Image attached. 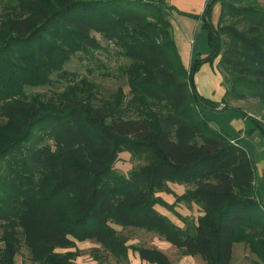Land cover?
I'll use <instances>...</instances> for the list:
<instances>
[{
  "label": "trees",
  "instance_id": "trees-1",
  "mask_svg": "<svg viewBox=\"0 0 264 264\" xmlns=\"http://www.w3.org/2000/svg\"><path fill=\"white\" fill-rule=\"evenodd\" d=\"M240 1L208 0L197 18L210 51L186 68L163 0H0V97L14 102L0 122V264H14L20 230L38 264H74L72 253L56 249L86 240L127 258L110 222L151 229L207 264H232L234 245L243 242L264 261V198L252 157L202 111L239 112L264 134V124L227 103L228 94L264 100V11L235 8ZM227 17L246 29L224 26ZM96 35L129 60L122 70L136 116H115L83 96L57 107L27 101L22 88L41 82L38 73L77 52L103 50ZM219 57L236 76L221 102L195 84L200 67ZM151 101H164L167 111ZM125 151L142 161L129 176L115 168ZM169 182L192 186L180 197L204 213L192 230L156 209ZM138 251L145 262L175 264L159 249Z\"/></svg>",
  "mask_w": 264,
  "mask_h": 264
},
{
  "label": "rangeland",
  "instance_id": "rangeland-1",
  "mask_svg": "<svg viewBox=\"0 0 264 264\" xmlns=\"http://www.w3.org/2000/svg\"><path fill=\"white\" fill-rule=\"evenodd\" d=\"M163 1L168 7L165 8L164 14L172 24V33L182 61L184 66L189 68L195 59L206 57L210 51L207 31L204 29L201 19L197 18L204 12L208 0ZM234 7L264 11V0H241L239 3H235ZM220 13L221 6L217 3L213 6L211 15L215 25L219 23ZM230 25L240 30L246 29V25L236 18L227 17L224 26ZM96 37L101 42L103 50L90 54L77 52L63 65L58 64L53 69L38 73L41 82L25 83L22 89L27 101L31 104L43 103L57 107L65 103L64 100L69 98V95L74 98L83 96L85 101L90 100L96 105L105 103L115 116H136V112L128 107L134 99V95L131 94L127 77L122 70L126 64H129V60L119 56L117 49L100 35H96ZM0 47H2L1 43ZM235 77L222 65L219 57L212 66L203 64L200 67L195 75V84L198 92L204 97L213 101H221L222 90L225 94L229 92L231 82ZM135 97L142 99L145 96L136 94ZM10 103H14L13 99L5 101L0 97V122L3 120L6 105ZM227 103L264 124V100L251 96L237 99L228 94ZM166 105L164 101H151L154 110L156 107L166 112ZM202 111L207 119L212 120L213 127L225 130L232 137H240L242 146L252 157L257 175V188L259 194L264 198V134L259 129H255L254 123L239 112L205 108ZM44 140L47 144L53 145L51 139L45 138ZM141 165L142 161L139 158L125 151L119 154L115 168L119 174L129 176ZM168 188L169 191L157 195L163 204L156 205V209L183 230H192L197 224L198 218L204 215L195 201L184 198L181 200L180 198L191 190L192 186L169 182ZM110 226L116 232L127 258L116 257L107 247L91 240L75 241L72 248H57L56 252L72 253L74 264H151L140 258L138 250L156 248L163 251L175 264H207L201 255H187L186 252L177 249L163 236L151 229L125 228L114 222H110ZM20 232V246L14 264H38L25 245L21 230ZM1 235L2 230L0 229V237ZM1 246L2 244H0ZM232 264H264V261L250 249L247 243L243 242L236 246Z\"/></svg>",
  "mask_w": 264,
  "mask_h": 264
},
{
  "label": "crops",
  "instance_id": "crops-1",
  "mask_svg": "<svg viewBox=\"0 0 264 264\" xmlns=\"http://www.w3.org/2000/svg\"><path fill=\"white\" fill-rule=\"evenodd\" d=\"M184 64V63H183ZM187 68V67H186ZM222 99H223V97H224V95H225V92H224V90H222ZM208 98V97H207ZM210 99V98H209ZM222 99H221V101H222ZM221 101H217V102H221ZM237 139H240V137H236ZM238 244H235L234 245V248H233V260H232V263H233V261H234V257H235V249H236V246H237Z\"/></svg>",
  "mask_w": 264,
  "mask_h": 264
},
{
  "label": "built area",
  "instance_id": "built-area-1",
  "mask_svg": "<svg viewBox=\"0 0 264 264\" xmlns=\"http://www.w3.org/2000/svg\"><path fill=\"white\" fill-rule=\"evenodd\" d=\"M232 143H233V144H235V143H236V141H232Z\"/></svg>",
  "mask_w": 264,
  "mask_h": 264
}]
</instances>
